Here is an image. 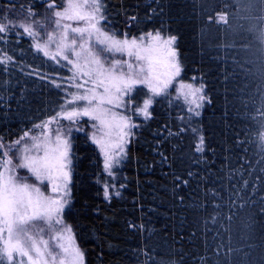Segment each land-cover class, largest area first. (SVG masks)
Segmentation results:
<instances>
[{
	"label": "trees",
	"instance_id": "obj_1",
	"mask_svg": "<svg viewBox=\"0 0 264 264\" xmlns=\"http://www.w3.org/2000/svg\"><path fill=\"white\" fill-rule=\"evenodd\" d=\"M19 3L0 0V10ZM106 8L120 35L160 27L177 35L181 79L201 78L212 102L189 121L170 89L157 98L152 119L134 117L140 127L109 179L120 192L110 201L103 197V156L88 138L91 122L85 118V130L72 133L73 187L64 219L86 264H264V0H106ZM131 15L140 22L130 23ZM31 43L12 37L0 48L41 75H68ZM28 71L0 72V136L7 142L47 119L62 95ZM146 92L138 87L137 102ZM198 134L204 153L195 151ZM215 189L223 190L217 207L201 211Z\"/></svg>",
	"mask_w": 264,
	"mask_h": 264
},
{
	"label": "snow or ice",
	"instance_id": "obj_2",
	"mask_svg": "<svg viewBox=\"0 0 264 264\" xmlns=\"http://www.w3.org/2000/svg\"><path fill=\"white\" fill-rule=\"evenodd\" d=\"M39 8L49 13L51 31L37 19ZM129 21L140 22L136 15ZM24 36L31 40L32 51L66 69L68 75H41L0 48V72L31 68L27 75L39 76L62 93L47 119L11 142L0 136V264H85L72 227L64 221L73 187L72 133L85 130V118L91 122L88 138L104 158V172L115 180V169L126 159L134 129L140 127L134 117L152 119L157 98L169 96L170 89L184 104L189 121L201 115L211 97L201 78L181 79L184 67L177 35L160 27L120 36L112 30L106 0H66V6L58 0H21L0 10V44ZM138 86L147 88L142 102L136 99ZM195 151L205 152L203 134L197 136ZM46 182L49 195L41 190ZM222 191L209 190L206 202L199 205L201 211L216 208ZM113 195L120 192L105 181L104 199L110 201Z\"/></svg>",
	"mask_w": 264,
	"mask_h": 264
},
{
	"label": "rangeland",
	"instance_id": "obj_3",
	"mask_svg": "<svg viewBox=\"0 0 264 264\" xmlns=\"http://www.w3.org/2000/svg\"><path fill=\"white\" fill-rule=\"evenodd\" d=\"M65 6H66V3H65ZM37 19H39V20H41L43 23H44V25H45V30L46 31H51L52 30V27H51V24L49 23V21H48V19H47V17H45V16H37ZM118 34V33H117ZM42 35H43V32H42ZM118 35H120V34H118ZM120 36H123V35H120ZM131 36V35H130ZM134 36H136V35H134ZM186 81V80H185ZM139 87V86H138ZM135 120V119H134ZM64 123H67L66 121L64 122ZM93 131V129H91V130H89V134H91V132ZM128 147V146H127ZM104 159V158H103ZM118 169V168H117ZM117 169H115V171H116V174H117ZM20 174L21 175H24L25 173H24V170H21L20 171ZM116 177H117V175H116ZM109 179H111V178H109L108 177V182H109ZM30 182H34V181H30ZM114 183V182H113ZM41 190L45 193V195H49V194H51L50 193V189L48 188V186H47V182L45 183V185H41ZM64 221H65V219H64ZM65 223L66 224H68V225H70L69 223H67L66 221H65ZM72 227V226H71ZM72 231H73V234H74V236H75V241H76V244L79 246V248L82 250V248H81V246H80V244H79V241H78V239H77V235H76V232H75V230H74V228L72 227ZM83 251V250H82ZM84 253V252H83ZM84 260H85V255H84ZM85 264H86V260H85Z\"/></svg>",
	"mask_w": 264,
	"mask_h": 264
}]
</instances>
